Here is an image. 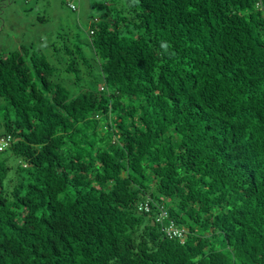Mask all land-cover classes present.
Listing matches in <instances>:
<instances>
[{"label": "trees", "instance_id": "16d2710c", "mask_svg": "<svg viewBox=\"0 0 264 264\" xmlns=\"http://www.w3.org/2000/svg\"><path fill=\"white\" fill-rule=\"evenodd\" d=\"M92 8L0 53V264H264V0Z\"/></svg>", "mask_w": 264, "mask_h": 264}, {"label": "rangeland", "instance_id": "374dc122", "mask_svg": "<svg viewBox=\"0 0 264 264\" xmlns=\"http://www.w3.org/2000/svg\"><path fill=\"white\" fill-rule=\"evenodd\" d=\"M96 3L101 0H0V53L34 44L53 62L55 49L63 48L66 35L77 31L78 24L85 37L89 17L99 16L92 8ZM72 5L78 10L72 11Z\"/></svg>", "mask_w": 264, "mask_h": 264}, {"label": "built area", "instance_id": "2783aa9c", "mask_svg": "<svg viewBox=\"0 0 264 264\" xmlns=\"http://www.w3.org/2000/svg\"><path fill=\"white\" fill-rule=\"evenodd\" d=\"M72 7L75 8V6H72ZM9 142H10V139L0 141V151L3 150L9 144ZM143 208H144V210L146 212H148L149 211V203L147 202V203L141 205V208L140 209L142 210ZM166 216H167V212L164 211V210H162L161 211V214H160V217H159V221L165 219ZM165 230H166V232L168 233V235L170 237L180 236L182 234L181 231H178V230H176L173 227L166 228Z\"/></svg>", "mask_w": 264, "mask_h": 264}]
</instances>
